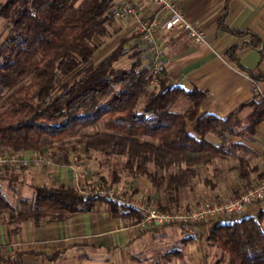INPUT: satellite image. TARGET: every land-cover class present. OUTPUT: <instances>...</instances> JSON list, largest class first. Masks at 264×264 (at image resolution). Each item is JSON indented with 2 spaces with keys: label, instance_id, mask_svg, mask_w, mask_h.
I'll use <instances>...</instances> for the list:
<instances>
[{
  "label": "trees",
  "instance_id": "1",
  "mask_svg": "<svg viewBox=\"0 0 264 264\" xmlns=\"http://www.w3.org/2000/svg\"><path fill=\"white\" fill-rule=\"evenodd\" d=\"M14 1L2 7L11 27L0 43V150L44 153L75 137L86 154L125 156L130 174L146 176L163 194L167 202L156 207L173 210L182 207L181 192L193 186L199 167L229 155L231 147L226 143L231 135L254 134L256 126L264 123L263 97L254 96L242 105L250 106L251 111L246 126L237 130L234 113L226 117L199 114L206 92L196 86L185 89L165 77L159 85L149 86V67L141 59L127 68L116 65L125 54L126 39L94 65L93 56L112 35L117 18L114 0H19L22 6L11 13ZM218 25L236 36L249 37L230 46L229 61L254 82L264 81V72L246 69L238 56L239 46L247 45L263 58L260 38L250 30L225 27L224 16ZM179 98L192 105L174 112L172 107ZM98 122L105 130L79 133ZM246 163L240 159L239 178L251 184ZM33 190V205L23 211L0 186V216L7 214L9 223L61 220L104 200L85 198L77 189L62 185H41ZM107 202L111 215L137 214ZM262 214L218 220L209 229L208 238L227 256L228 264H264ZM16 256L20 258L22 253ZM7 259L0 257V264Z\"/></svg>",
  "mask_w": 264,
  "mask_h": 264
},
{
  "label": "crops",
  "instance_id": "2",
  "mask_svg": "<svg viewBox=\"0 0 264 264\" xmlns=\"http://www.w3.org/2000/svg\"><path fill=\"white\" fill-rule=\"evenodd\" d=\"M114 1H121L122 4L130 2L145 16H152L157 12V8L147 0ZM176 2L187 19L205 31L206 43L194 44L177 29H158L156 40L162 51L164 77L170 83L185 89L196 86L206 92V97L199 107V114L226 117L234 113L235 129H243L247 124L251 107L242 105L254 96L256 99L264 98V81L254 82L243 70L229 61L227 51L230 46L247 41L249 37L242 38L225 31L219 27L218 22L224 16L225 27L233 30H250L264 45V0H176ZM111 32L108 40L126 39L125 46L130 48L139 44L143 62L147 61L146 49L141 39L134 34L132 21L115 20ZM261 54L263 58H260L255 48L247 45L238 48L239 63L254 73L264 72V46ZM191 105L185 98H179L172 110L183 112ZM192 125L193 122H190L189 128ZM226 145L231 147L229 155L216 157L207 166L198 168V176L193 186L181 192L180 205L203 201L208 197L236 195L243 187L250 185L246 179L239 178L240 159L247 161L244 169L251 170L249 176L251 184L260 175H264V123L256 126L254 134L231 135ZM75 151L78 153L69 149L62 151L59 148H52L50 150L52 165L47 168H12L7 172L1 171V189L4 190L3 185H6L19 195L13 205L24 211L33 205V189L36 186L62 185L73 189L86 187L94 175L90 169L92 160L90 152L84 153V148ZM205 180L208 182L204 183ZM212 183H215L214 187H211ZM24 189L29 191V195L23 193ZM142 192L155 204L167 202L150 180ZM8 199L11 202L9 196ZM260 211L264 212V199L252 205L247 215L255 216ZM11 224H15L11 229L14 236L11 245L22 253L23 259L30 260L38 255L44 256L55 252L77 254L83 251L109 250L114 253H125L128 249L142 246L145 237H149L148 232L139 231L137 221L132 216L111 215L106 200H97L89 210L70 214L61 220L40 219L35 222L33 219H26ZM4 244L6 242L0 230V246Z\"/></svg>",
  "mask_w": 264,
  "mask_h": 264
},
{
  "label": "rangeland",
  "instance_id": "3",
  "mask_svg": "<svg viewBox=\"0 0 264 264\" xmlns=\"http://www.w3.org/2000/svg\"><path fill=\"white\" fill-rule=\"evenodd\" d=\"M8 2L9 0H0V43L6 38L11 27V25H8L7 23V16L2 13V7ZM19 2V0H15L12 4H10L12 6L10 11L11 13H14V10L17 8L19 9L22 6L21 3L19 4ZM114 4L115 10H117V8L122 5V2L114 1ZM116 20L119 21L120 19L116 18ZM108 39L106 40L108 41L107 44L104 43L103 47L93 56L92 60L94 65L109 55L115 48L119 46L122 41V39L116 41H112L113 38L110 40ZM138 45L139 44H137L134 48L126 46L125 54L119 58V60L116 62V65L127 68L136 59H141L143 62L144 59L141 55L142 50L139 49ZM144 62L146 63L147 61L145 60ZM65 79L67 80L68 77ZM103 130H105V128L103 127L102 122H98L95 126L80 130L79 133L93 134L94 132H100ZM53 148H59L62 151L69 149L71 152L78 153L79 150H75L82 149L83 145L76 143L75 137H70L61 146L57 145ZM50 150H47L44 153L33 151L20 152L13 150H0V152H13L21 154L36 153L47 155L52 160ZM89 154L90 158L92 159L90 162V169L94 175L91 179V182L86 187L77 189L83 197L86 195H90L89 197H92L94 190H111L117 197L141 198L143 200H147L150 204L156 207L154 201L149 200V196L142 192V190L145 189V184L147 181H149V179L146 176L140 174L132 176L130 174L129 168L124 164L126 160L125 156L105 158L100 153L94 151H90ZM5 169L12 168H1L0 172L4 171ZM114 175L118 177L117 181L113 180ZM263 177L264 175L261 178ZM261 178H258L253 184L243 187L236 195L219 198L208 197L203 201L190 202L189 205H200L204 202L221 201L237 196L244 189L254 185ZM3 189V191L8 194L12 204H15L19 195H16L11 189H8L6 185H3ZM23 193L29 195V191H26V189L23 190ZM93 197L115 203L101 196ZM115 204L118 205L120 209L134 210L132 208L120 206L117 203ZM182 207H185V205ZM262 213L263 214L261 215L260 223L264 227V212ZM256 215H258V213ZM131 216L134 219H138L139 215L137 213ZM214 223L211 225L204 224L201 226V235L198 238L187 235L179 226L176 225H166L152 230L141 231L143 233L148 232L147 234H149V237H145L146 240H143L144 244L137 248L128 249L125 253H114L109 250L94 252L83 251L78 252L77 254H63L55 252L48 254L51 256V259L38 255L30 260L29 258H17L16 253H18V250H15L16 248L11 245L12 240L14 239L11 229L15 224L9 223L7 214H4L0 216V230L6 244L0 246V257L8 258L4 264H228L227 256L221 251V249L213 240L208 238L209 229L214 225ZM164 228L166 229L164 230Z\"/></svg>",
  "mask_w": 264,
  "mask_h": 264
},
{
  "label": "built area",
  "instance_id": "4",
  "mask_svg": "<svg viewBox=\"0 0 264 264\" xmlns=\"http://www.w3.org/2000/svg\"><path fill=\"white\" fill-rule=\"evenodd\" d=\"M157 8L152 16L143 15L130 2H124L116 11V17L124 21H132L133 32L144 44L149 67L148 85H159L164 77V62L161 58V49L156 40L158 29H177L194 44L206 43L205 31L187 19L176 0H147ZM256 92V85L254 86ZM52 160L47 155L30 153L0 152L1 168L39 167L47 168ZM86 195L85 197H89ZM93 196H101L120 206L134 209L139 220V231L156 229L166 225L179 226L187 235L198 238L201 235V226L228 219L231 217L246 216L249 208L264 199V177L254 185L244 189L239 195L214 202H204L200 205H188L173 210H160L147 200L134 197H117L113 191L94 190Z\"/></svg>",
  "mask_w": 264,
  "mask_h": 264
}]
</instances>
